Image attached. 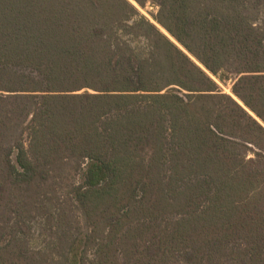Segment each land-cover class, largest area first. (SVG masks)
<instances>
[{
  "label": "trees",
  "instance_id": "1",
  "mask_svg": "<svg viewBox=\"0 0 264 264\" xmlns=\"http://www.w3.org/2000/svg\"><path fill=\"white\" fill-rule=\"evenodd\" d=\"M156 1L0 0V264H264V0Z\"/></svg>",
  "mask_w": 264,
  "mask_h": 264
},
{
  "label": "rangeland",
  "instance_id": "2",
  "mask_svg": "<svg viewBox=\"0 0 264 264\" xmlns=\"http://www.w3.org/2000/svg\"><path fill=\"white\" fill-rule=\"evenodd\" d=\"M131 2H133L140 10V12L145 15L148 19H150L153 23H155L165 34H167L172 40H174L180 47H182V45L180 43H178L174 37L157 21L156 17L158 15V11H159V5L158 2L156 0H147L144 6H141L140 4H138L135 0H131ZM183 48V47H182ZM191 57L197 62L199 63L192 55ZM200 64V63H199ZM201 65V64H200ZM215 78V76H213ZM235 78V76H231L227 82H221L220 80L217 79V81L219 82L221 88L227 92L230 93L232 95V86H233V79ZM216 79V78H215ZM234 97H236L234 95ZM237 98V97H236ZM238 99V98H237ZM57 187H59V185H57ZM60 189V188H59ZM63 190L64 188L61 186V196L63 194Z\"/></svg>",
  "mask_w": 264,
  "mask_h": 264
}]
</instances>
